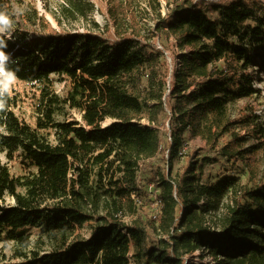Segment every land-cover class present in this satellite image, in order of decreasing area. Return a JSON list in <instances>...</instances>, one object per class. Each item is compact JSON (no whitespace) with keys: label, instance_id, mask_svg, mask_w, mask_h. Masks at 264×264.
Wrapping results in <instances>:
<instances>
[{"label":"trees","instance_id":"1","mask_svg":"<svg viewBox=\"0 0 264 264\" xmlns=\"http://www.w3.org/2000/svg\"><path fill=\"white\" fill-rule=\"evenodd\" d=\"M99 1L70 0L65 9L88 17ZM14 8L20 15L11 17V39L4 37L9 67L19 69L17 79L38 86L39 95L35 125L16 114L15 96L0 113V238L15 242L23 258L0 264H208L189 258L201 249L218 264H264V179L249 188L237 175L203 183L195 173L197 148L173 176L188 129L207 141L230 131L222 155L255 164L241 146L248 130L264 146V129L242 107L235 121L245 133L231 130L228 109L237 98L261 92L250 69L264 72V0H176L159 15L149 40L110 24L97 31H53L31 0H0V11ZM162 34L174 37L180 49L193 47L182 53L169 94L167 60L152 40ZM258 48L263 51L255 58ZM57 80L65 81L66 95L56 92ZM67 105L82 113V123L57 119ZM163 117L171 122V140L162 136ZM107 119L112 121L104 125ZM15 160L24 173L11 171ZM113 167L121 176L101 194L92 170L101 175ZM141 169L159 189L158 212L148 224L87 212L103 200L118 211L117 198L141 195ZM230 194L220 232L213 233L208 213ZM93 218L91 235L71 241L76 227ZM29 228L53 248L25 251L32 244Z\"/></svg>","mask_w":264,"mask_h":264},{"label":"rangeland","instance_id":"2","mask_svg":"<svg viewBox=\"0 0 264 264\" xmlns=\"http://www.w3.org/2000/svg\"><path fill=\"white\" fill-rule=\"evenodd\" d=\"M30 1V0H29ZM37 7L40 14L49 22L50 28L53 31L66 30L72 32H84V31H97L105 28L107 24L113 26V28L121 27L122 30L138 31L140 34L148 39L147 37L154 35L153 29L158 22L160 16L164 15L175 6L176 0H101L95 2V8L88 17L73 16L68 13L65 6H69L70 0H31ZM84 4L88 0H83ZM92 1V0H91ZM108 6L111 8V12H108ZM109 15V16H108ZM100 25V28L95 26ZM122 25V26H121ZM149 40V39H148ZM155 44L161 46L167 57V93L169 94V86L174 81L170 68L174 66V59L181 57L180 49L175 43L174 37H166L165 34L152 38ZM192 46H188V51L192 49ZM263 49L258 48L254 57H258L262 53ZM220 63H223L222 61ZM253 86L259 88L261 92L259 94H253L246 97H240L230 102L229 104V117L234 120L230 128L235 129L236 132H243L242 127L235 121L240 116L242 107H245L246 113H252L256 115V125H259L264 129V72L258 67H252L250 69ZM170 77L172 82H170ZM56 92L60 95H66L68 87L65 85V81L57 80L55 84ZM38 86L17 79L13 89L12 96L16 98V106L13 108L16 114L24 121L35 125L37 115V97H38ZM170 96V95H169ZM170 102L176 105V99L170 98ZM172 109L168 110L170 116ZM57 119L60 121H72L75 120L82 123V113L68 105L62 110V114L57 115ZM164 127L162 128L163 138L171 140L170 132L171 122L163 117ZM112 119H107L103 124L108 125ZM1 131V128H0ZM218 133V132H217ZM247 133V131H246ZM249 133V130H248ZM247 133L246 141L241 146L245 152L243 155L247 157H255V164L250 165L244 163L242 160L227 159V156L222 155L221 150L224 145L229 143L231 138V132H223L217 140L207 141L201 134L195 132L193 129H188L183 133L184 145L180 152V157L174 162L173 176H178L186 168V160L189 155L192 154L193 149H199L198 155L195 157L198 160V166L196 168V175L199 180L206 184H214L221 178L227 175H237L239 177V183L242 187L249 188L255 187L261 179H264V146L259 143L256 136H250ZM53 139V136L50 137ZM165 146V143H163ZM250 159H248L249 161ZM9 165L11 171L15 175L24 173V169L18 160L10 161ZM98 169L92 170V183L94 185L99 184L103 187L100 190L101 194H104V190L110 191L112 186L110 180L116 181L121 176V173L117 172L116 167L105 168L102 170L101 175H97ZM149 172L146 169L138 171V180L141 182V195L133 193L130 198H117L116 205L118 211L113 206H106V201H102L101 208L95 212H87L94 214L95 216L107 215L115 217L119 221L128 224H148L152 219L156 217L158 212V199L156 195L159 189L153 181L147 179ZM112 191V190H111ZM112 193V192H111ZM234 195V194H233ZM115 197V196H113ZM232 194L226 196L218 206L208 213V226L213 233H219L222 224V218L226 214L227 205L231 201ZM155 199V201H154ZM113 198H111V201ZM8 202L12 203L13 200L9 199ZM97 223L96 219H90L82 226H77L71 241L77 238H88L92 233L93 226ZM28 232L31 235L32 244L25 251L29 252L30 249L40 250L44 252L53 248L50 239L46 237L38 238L39 234L36 228H29ZM264 233V230H262ZM17 245L15 242H6L0 238V262L4 263L7 261L18 262L22 261L23 258L17 255ZM190 259L206 262L212 264H218L208 249H201L190 255ZM132 264H135L133 261Z\"/></svg>","mask_w":264,"mask_h":264},{"label":"clouds","instance_id":"3","mask_svg":"<svg viewBox=\"0 0 264 264\" xmlns=\"http://www.w3.org/2000/svg\"><path fill=\"white\" fill-rule=\"evenodd\" d=\"M13 15H20V10L14 8L12 12L7 10L0 11V113L5 112L7 108V100L12 94L13 86L17 80V72L19 69L9 67L11 54L7 53V42L5 36L11 39V29L13 27Z\"/></svg>","mask_w":264,"mask_h":264},{"label":"built area","instance_id":"4","mask_svg":"<svg viewBox=\"0 0 264 264\" xmlns=\"http://www.w3.org/2000/svg\"><path fill=\"white\" fill-rule=\"evenodd\" d=\"M175 43H176V45H177V42H176V39H175ZM178 46V45H177ZM179 47V46H178ZM159 48L161 49V46H159ZM180 49V48H179ZM181 51H180V54H182V53H185V52H187L188 51V49L187 48H184V49H180ZM166 57V56H165ZM167 58V57H166ZM181 67H182V61H181V57H177V59L175 58L174 59V66L172 67L171 66V68H170V73H171V76H172V78H173V80H174V78H175V76H176V74L179 72V70L181 69ZM172 78L170 77V82H172ZM170 87L171 86H169V88H168V90H169V92H170ZM167 91V90H166ZM168 94V93H167ZM170 115H173V111H171V114ZM142 121H144V123H149V121L146 119H143Z\"/></svg>","mask_w":264,"mask_h":264}]
</instances>
